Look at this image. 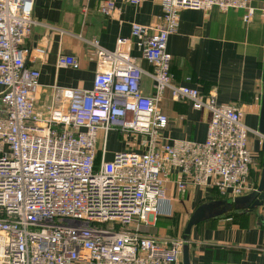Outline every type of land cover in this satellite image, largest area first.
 Returning <instances> with one entry per match:
<instances>
[{
  "label": "built area",
  "instance_id": "obj_1",
  "mask_svg": "<svg viewBox=\"0 0 264 264\" xmlns=\"http://www.w3.org/2000/svg\"><path fill=\"white\" fill-rule=\"evenodd\" d=\"M126 1L138 6L144 0ZM33 4L0 0V264H181V237L146 234L173 211L163 171L178 169L191 184L233 200L255 190L249 180L254 155L236 108L173 84L168 37L183 9L238 10L247 24L252 0H160L161 22L152 34L131 25L152 71L130 55L129 39L119 38L112 51L91 41L97 58L92 88H57L62 104L51 106L46 119L35 110L39 72L25 65L26 40L36 25ZM98 9L107 17L116 6L106 0ZM34 51L42 56L45 48ZM68 65L77 67L73 58H58V67ZM144 75L152 81L149 96L141 91ZM166 90L208 112L203 142L162 137L167 117L158 104ZM110 130L140 135L145 151H121L105 161ZM185 185L177 183L180 194Z\"/></svg>",
  "mask_w": 264,
  "mask_h": 264
},
{
  "label": "crops",
  "instance_id": "obj_2",
  "mask_svg": "<svg viewBox=\"0 0 264 264\" xmlns=\"http://www.w3.org/2000/svg\"><path fill=\"white\" fill-rule=\"evenodd\" d=\"M103 1L106 0H34L32 18L36 25L26 40L30 54L25 65L39 72L35 110L41 119L47 118L51 106L62 104L56 97L57 88H92L97 58L91 41L112 51L119 38L129 39L130 55L143 71H152L131 37V25L143 26L152 34L161 22L160 0H144L138 6L126 0H113L116 10L107 17L98 9ZM252 6L255 12L247 24L242 22L243 13L238 10H181L177 29L168 37L167 52L175 86L214 95L218 102L232 105L241 113L249 130L248 148L254 155L249 180L258 185L264 163V138L258 133L263 90L264 0H252ZM41 46L45 53L37 56L34 49ZM61 56L73 58L77 67H58ZM141 91L148 96L153 93L152 81L146 75L141 79ZM158 107L167 117L163 138L204 141L210 120L208 112L193 110L186 100L172 99L168 90ZM115 134L120 142L111 148L107 142ZM107 137L105 161H111L117 152L145 151L140 135L110 130ZM162 179L173 209L182 207L190 212L213 200L212 188L191 184L178 169H166ZM178 182L186 184L183 194L177 190ZM241 211L235 217L219 216L191 229L187 241L189 264H264V202L251 212ZM165 220L159 217L146 234L164 240L169 234L162 227ZM187 220L179 230L180 237Z\"/></svg>",
  "mask_w": 264,
  "mask_h": 264
},
{
  "label": "water",
  "instance_id": "obj_3",
  "mask_svg": "<svg viewBox=\"0 0 264 264\" xmlns=\"http://www.w3.org/2000/svg\"><path fill=\"white\" fill-rule=\"evenodd\" d=\"M263 90H262V102H261V114L258 133L264 137V64H263ZM264 149V142H263ZM264 202V163L261 171V176L257 185V188L249 194L235 198L233 200H221L211 201L199 205L189 216L187 223L183 229L181 240L184 243L182 247V264H189V254L187 241L191 232V229L198 223L221 216L225 213L231 205L241 208L242 210H253L263 205Z\"/></svg>",
  "mask_w": 264,
  "mask_h": 264
},
{
  "label": "rangeland",
  "instance_id": "obj_4",
  "mask_svg": "<svg viewBox=\"0 0 264 264\" xmlns=\"http://www.w3.org/2000/svg\"><path fill=\"white\" fill-rule=\"evenodd\" d=\"M120 141L118 140V137L116 136V134L112 137L108 139L107 144L112 148L114 147L116 144H118ZM101 145V143H100ZM108 146V148H109ZM256 189V188H255ZM175 209V215H171L170 217H168L167 220H165L164 224L162 225V227L164 226V228H167L169 234L168 236H166L165 238H163L164 240L168 241V240H175L177 238H180V229H182L181 227L184 225V220L185 218H189V216L191 215L190 212H193L192 210H185L182 207H176ZM242 211H239L238 213H241ZM234 212H231V214H233ZM178 219V222L176 223ZM181 221V222H179ZM158 227V226H157Z\"/></svg>",
  "mask_w": 264,
  "mask_h": 264
},
{
  "label": "trees",
  "instance_id": "obj_5",
  "mask_svg": "<svg viewBox=\"0 0 264 264\" xmlns=\"http://www.w3.org/2000/svg\"><path fill=\"white\" fill-rule=\"evenodd\" d=\"M99 158H100V152H98L97 153V157H96V163H98V161H99ZM251 171V170H250ZM251 178H252V176H251ZM249 179H250V174H249ZM251 182V181H250ZM252 183V182H251ZM252 185H253V187L254 188H256L257 187V185L256 184H253L252 183ZM212 194H213V196L211 197L213 200L212 201H221V200H230L229 198H227V197H224V196H221L220 194H219V192H218V190L217 189H215V188H213L212 189ZM242 209L241 208H237L236 206H234V205H231L230 206V208L225 212V213H223L221 216H228V217H235V216H237L239 213V211H241ZM243 211H247V212H251V211H253V210H243ZM231 212H234L233 214H231ZM175 215V209H173V211H172V214L171 215ZM173 215V216H174ZM164 218V217H163ZM165 218H167L168 219V217H165ZM215 218H217V217H215ZM159 219V218H158ZM211 219H214V218H211ZM209 220V219H208ZM205 221H207V220H205ZM178 222V219H177V221H176V223ZM180 222V221H179ZM203 222V221H202ZM201 223V222H200ZM199 224V223H198Z\"/></svg>",
  "mask_w": 264,
  "mask_h": 264
}]
</instances>
